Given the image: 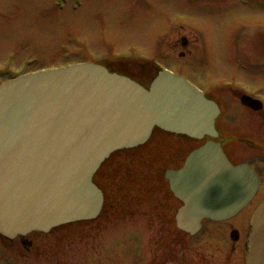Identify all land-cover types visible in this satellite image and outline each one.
I'll return each instance as SVG.
<instances>
[{
    "label": "water",
    "instance_id": "1",
    "mask_svg": "<svg viewBox=\"0 0 264 264\" xmlns=\"http://www.w3.org/2000/svg\"><path fill=\"white\" fill-rule=\"evenodd\" d=\"M216 103L170 72L149 88L93 64L26 75L0 88V234L96 218L94 173L116 151L146 144L156 128L197 140L217 137ZM165 179L182 202L177 228L195 235L204 219L227 220L255 195L249 165L234 166L213 140ZM236 239V238H234ZM246 264H264V201L254 211Z\"/></svg>",
    "mask_w": 264,
    "mask_h": 264
},
{
    "label": "rangeland",
    "instance_id": "2",
    "mask_svg": "<svg viewBox=\"0 0 264 264\" xmlns=\"http://www.w3.org/2000/svg\"><path fill=\"white\" fill-rule=\"evenodd\" d=\"M0 3V83L23 72L87 60L140 77L156 74L157 61L204 89L229 77L249 76L236 68V61L248 63L251 55L236 45L243 44V36L264 34V5L257 0L248 5L243 0H82L78 10H72V0L65 1L64 10L56 0ZM183 38L189 48L178 45ZM253 56L263 60L262 53ZM155 175L151 161L121 155L101 173L110 206L116 196L117 211L46 240L31 239L33 246L21 248L18 259L9 251L2 258H13L15 264H154L158 237L169 236L165 223L170 224L160 223L159 216L173 201ZM114 180L117 189H129V194L150 190L153 198L129 197V207L126 190L120 196L111 192ZM220 231L215 238L224 237L225 229ZM180 235L177 230L170 236L181 244ZM216 246L210 244L205 254Z\"/></svg>",
    "mask_w": 264,
    "mask_h": 264
},
{
    "label": "flooded vegetation",
    "instance_id": "3",
    "mask_svg": "<svg viewBox=\"0 0 264 264\" xmlns=\"http://www.w3.org/2000/svg\"><path fill=\"white\" fill-rule=\"evenodd\" d=\"M250 1L252 2V0H243L244 4L247 5L251 3ZM257 1L264 5V0ZM242 41V45L237 44L236 46L239 47V50L251 55V59L248 63L236 61V68L243 72L248 71L249 76L229 77L217 86L200 89L205 92L209 99L215 101L220 108V114L216 120V129L219 134L217 141L232 164L247 163L255 169L259 177V190L254 199L235 217L221 222L206 220L203 222L200 232L193 237L185 232H180L182 235H180L181 244H178L176 239L170 236L173 233L167 230L169 236L162 234L157 239L154 264H163L165 260H169L168 264H246L251 216L264 199V34L243 36ZM178 45L185 49L189 48V42L186 38H183L180 43L178 42ZM258 53H262L263 60L261 62L252 60L253 55ZM181 56L183 57L184 54ZM137 71L139 72V70ZM151 74H144L140 76L141 79L136 78V80L148 86L154 77V73ZM259 88L262 90L259 91ZM245 98L258 102L260 108L254 109L247 106L243 103ZM187 140L198 142L191 138H187ZM177 142L181 143L182 146L184 141ZM259 194L263 196L255 202ZM175 211V206L168 207L166 215L164 214L161 218L159 216L160 223L161 219H164L169 224L173 222L176 226V221L173 219ZM165 225L167 224L165 223ZM221 227L225 229L224 237L215 238L218 233L223 232L220 231ZM209 230H213L216 234L211 235ZM37 237L46 240L48 236H37L33 233L27 239L31 242V239ZM193 240H196V247H192ZM217 240L221 242L217 244L215 242ZM171 241L173 242L171 243ZM33 244L34 242L31 245L33 246ZM210 244L217 246L210 249L206 255L205 251ZM0 246L4 253L3 256H5L6 251H9L8 253H11L12 256H15L13 258L17 259L22 256L19 255L21 254V248H27L19 239L13 241L0 239ZM219 246L221 249H219ZM166 248L169 253L166 252ZM0 258L2 257L0 256ZM13 258L11 260L3 258L0 260L4 264H15ZM0 264H2L1 261Z\"/></svg>",
    "mask_w": 264,
    "mask_h": 264
},
{
    "label": "bare ground",
    "instance_id": "4",
    "mask_svg": "<svg viewBox=\"0 0 264 264\" xmlns=\"http://www.w3.org/2000/svg\"><path fill=\"white\" fill-rule=\"evenodd\" d=\"M4 255V254H3Z\"/></svg>",
    "mask_w": 264,
    "mask_h": 264
}]
</instances>
